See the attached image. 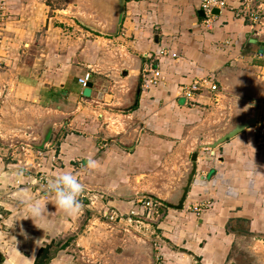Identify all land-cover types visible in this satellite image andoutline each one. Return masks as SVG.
Segmentation results:
<instances>
[{
  "label": "crops",
  "instance_id": "1",
  "mask_svg": "<svg viewBox=\"0 0 264 264\" xmlns=\"http://www.w3.org/2000/svg\"><path fill=\"white\" fill-rule=\"evenodd\" d=\"M2 1L8 21L5 28L0 25V92L36 110L26 120L34 134L35 153L30 155L42 150L44 158L39 166L34 157L25 161L33 175L39 170L51 177L76 173L87 187L106 195L110 206L128 213L138 199L150 195L176 202L190 156L198 153L183 207L160 204L154 248L148 251L126 223L107 231L131 243L117 248L125 264H190L194 259L200 264H248L240 259L241 252H264V151L253 127L209 147L234 122L253 114L243 115L241 96L264 97V26L235 17L242 0H227L210 28L199 14L201 0H124L116 34L87 39L72 52H58L46 39L45 50L34 57L28 51L36 44L33 31L41 21L36 5ZM257 5L264 6V0L251 2ZM160 45L177 58H162L163 81L143 90L139 74L152 60L145 54ZM86 72L93 97H84L77 82ZM204 76L218 86L220 102L215 105L213 94L204 91L186 103L177 94L179 86ZM252 103H257L256 123H263L264 102ZM88 157L100 167L88 169ZM18 163L5 164L0 157V264H34L40 247L74 231V246H80L84 235L76 230L87 203L81 201L82 210L69 217L56 207L53 195L40 197L34 186L26 184L10 194L8 184L16 178ZM25 198L46 205L38 226L27 218ZM204 202L210 206L196 214L193 206ZM68 245L54 249L47 264H84L66 252Z\"/></svg>",
  "mask_w": 264,
  "mask_h": 264
},
{
  "label": "rangeland",
  "instance_id": "2",
  "mask_svg": "<svg viewBox=\"0 0 264 264\" xmlns=\"http://www.w3.org/2000/svg\"><path fill=\"white\" fill-rule=\"evenodd\" d=\"M29 3H34L36 5L35 16L41 20L37 21L40 23H37V26L33 31L36 44L30 49V51H28L30 57H34L37 53L42 54L46 47L44 43L46 39H51V47L54 50L57 48L58 52L61 51V49H65L67 52H72L80 45L84 47L86 43L85 40L87 39H93L96 38V36L106 38L112 36L110 34L117 33L114 32L119 24L116 22L113 0H31ZM0 6H2V9L5 11L3 1L0 3ZM262 7L264 10V6ZM6 14H8L7 10ZM6 14H3V19L0 20V25L3 28H5V22L8 21ZM260 17L263 19L257 24V26L263 27L264 14L261 13ZM64 32L69 34V37L66 39L63 37ZM46 36L50 38H45ZM78 36L79 38H77ZM26 48L27 47H24L23 49ZM32 61L33 60H30V62ZM5 78L6 77H4V79ZM0 93V118H2V120H0V157L5 164L18 163V160H20L18 163L19 166L16 168L17 170L23 169L25 173V179L23 182L18 184L16 182L17 178H15L13 184H8L9 193L13 194V192L26 186L28 181L27 176L29 174L33 175V171L30 170L31 168L28 165L30 163L29 161L34 157L30 155L31 151L33 152L34 149L32 144L34 134L26 120L28 116L32 117L33 112L36 110L31 108L27 101L18 100L15 96L10 95V93L8 94L7 91H2ZM241 98H243V101L240 100L244 103L243 115H247L249 110H254L253 103L250 104L252 101L264 102V97L259 96L255 99L246 96H241ZM39 110L42 109L39 107ZM33 153H35V151ZM42 158H44V156L40 157L37 154V156L34 157L33 162L40 163ZM25 161H28L29 163L25 164ZM43 173L49 175L47 172L43 171ZM97 192L98 194L102 193L100 191ZM2 193L6 194V192ZM88 196L89 194L86 195V197ZM105 196L106 195H104V197ZM40 197H44V195H41ZM86 197L80 198V200L84 203H88ZM82 211V217L77 224L76 230L84 235V239L80 242V246H74V242L72 241L76 236L74 231L72 234H65L63 237H58L56 242H54L53 250L62 249L59 248L61 244H63L66 239L71 238L67 242L69 245L66 248V252L74 255L78 263L125 264L123 260L120 259L123 257L118 254L117 248L128 245L130 242L128 240H123V236L117 234L112 236L107 232L111 228L118 227V223H109L107 220L100 217L96 211L90 209ZM154 225L155 222L152 223L149 229L142 226L130 227L131 232L139 237V241H142L140 243L145 245L148 251L155 246L154 240L156 239V230L154 229ZM256 238L261 237H255L254 240L249 238V240L255 242V240H257ZM131 239L138 243V240L135 237H131ZM253 249L256 252L259 250V246ZM259 253L256 256H250L249 252L245 250L240 253V259H247L248 264H250L249 260L253 257L256 259L253 261L254 264H264V252L261 251ZM114 255L115 258H113ZM261 255H263L262 259ZM131 256H133L132 253Z\"/></svg>",
  "mask_w": 264,
  "mask_h": 264
},
{
  "label": "built area",
  "instance_id": "3",
  "mask_svg": "<svg viewBox=\"0 0 264 264\" xmlns=\"http://www.w3.org/2000/svg\"><path fill=\"white\" fill-rule=\"evenodd\" d=\"M253 0H242L240 7L234 12L235 17H248L251 25L256 27L258 23L263 19L260 14H264L263 5L251 6ZM228 6L227 0H201L200 10L203 12L202 23L206 28H210L213 25L214 13L213 9H224ZM2 6H0V18H2ZM150 60L146 63L140 71V86L143 90H149L151 87L159 85L164 77L159 66V62L164 57L177 58V54L173 52L168 46L160 45L153 53L145 54ZM91 74L86 72L83 76L77 78V82L81 87H85L86 83L90 80ZM208 92L213 94V102L217 105L220 102L219 88L212 80L211 76H204L193 79L190 83L182 84L179 86L177 94L185 99V102L193 103L196 96L202 92ZM253 132L256 136L257 146L264 151V122L255 123L251 125ZM40 157L44 156L43 151H36V155ZM39 166V163H37ZM39 172V173H38ZM37 175L29 174L27 176V184L36 187L34 191L38 194L44 195V197L50 196L46 192V184L48 179L52 178L43 171L39 170ZM18 184L20 182L16 181ZM89 194L88 197L86 195ZM86 197L88 199L87 209L96 211L100 217L107 220L109 223H126L128 227H145L149 229L152 223L157 222L161 217L159 211L160 203L154 201L151 198H140L135 206L128 213H121L114 207L110 206L107 202V197H104L102 193L96 190H92L86 187V191L80 198ZM103 198V199H102ZM102 199V200H101ZM1 200V199H0ZM1 206V204H0ZM210 206L209 202L200 203L193 206V210L196 214L202 213V211ZM2 221L0 215V223ZM154 264H158L154 263ZM190 264H200L197 260H192Z\"/></svg>",
  "mask_w": 264,
  "mask_h": 264
},
{
  "label": "clouds",
  "instance_id": "4",
  "mask_svg": "<svg viewBox=\"0 0 264 264\" xmlns=\"http://www.w3.org/2000/svg\"><path fill=\"white\" fill-rule=\"evenodd\" d=\"M86 167L90 170H96L100 167L99 161L92 157H88ZM18 182H23L25 173L20 169L14 173ZM86 191V185L81 182L78 174L64 171L55 174L48 179L46 184L47 194L54 196L56 207L72 217L82 210L80 197ZM27 218H32L38 226L39 219L45 215L46 205L42 204L39 199L25 198L22 200Z\"/></svg>",
  "mask_w": 264,
  "mask_h": 264
},
{
  "label": "water",
  "instance_id": "5",
  "mask_svg": "<svg viewBox=\"0 0 264 264\" xmlns=\"http://www.w3.org/2000/svg\"><path fill=\"white\" fill-rule=\"evenodd\" d=\"M113 9L114 12L116 14V22L117 24L120 23V19H121V15L123 13L124 10V0H113ZM214 14H218L219 10L218 9H213L212 11ZM200 15H203V12L200 11L199 12ZM118 26V25H117ZM118 30V27L116 29V31L114 33H116ZM254 42H256V39H253ZM260 51H262V47L260 48ZM82 95L84 97H93L95 96L94 93L92 92V83L90 81H88L86 83V86L83 87L82 90ZM99 99L102 97V94L99 93L97 96ZM254 105V112L251 115V117L245 119V120H241L238 122H234L231 126V128H229L228 130H226L222 135H220L217 139H215L210 145V148L215 147L217 144L221 143L222 141L226 140L227 138H230L232 136H234L235 134L241 132L242 130H244L245 128H247L248 126H251L253 124L256 123L257 121V112H258V108H257V103H253ZM197 152H193L190 156V167L188 172L185 175V179H184V183L183 185H181L179 187L180 189V195L179 198L176 202L172 203L169 202L167 200L164 199H160L154 195H150L149 197H151V199H153L154 201H157L158 203H160L161 205H164L166 207L169 208H173V209H181L183 207V202L185 200L186 194L189 190V187L191 185V182L193 180V176L195 174V170H196V158H197Z\"/></svg>",
  "mask_w": 264,
  "mask_h": 264
},
{
  "label": "trees",
  "instance_id": "6",
  "mask_svg": "<svg viewBox=\"0 0 264 264\" xmlns=\"http://www.w3.org/2000/svg\"><path fill=\"white\" fill-rule=\"evenodd\" d=\"M71 238H68L59 248H65L67 245L68 240ZM54 246V241H51L49 244H46L44 247H40L37 255L34 260V264H47L52 257L54 250L52 249ZM53 250V251H52Z\"/></svg>",
  "mask_w": 264,
  "mask_h": 264
}]
</instances>
